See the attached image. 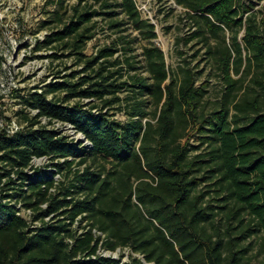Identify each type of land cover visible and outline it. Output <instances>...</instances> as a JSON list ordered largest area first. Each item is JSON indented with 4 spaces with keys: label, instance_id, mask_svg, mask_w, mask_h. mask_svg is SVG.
<instances>
[{
    "label": "trees",
    "instance_id": "1",
    "mask_svg": "<svg viewBox=\"0 0 264 264\" xmlns=\"http://www.w3.org/2000/svg\"><path fill=\"white\" fill-rule=\"evenodd\" d=\"M96 1L100 9L79 0L68 18L53 13L60 24L39 46L52 61L74 57L81 68L31 93L23 123L0 130V264H124V253L99 249L126 246L144 258L131 253L129 264H252L255 248L264 264V8L176 0L225 85L207 114L209 80L199 85L200 70L189 64L171 72L160 46H145L144 69L129 80L116 56L120 44L134 48L126 34L86 54L98 15L118 31L128 22L144 38L157 36L136 0ZM123 110L127 118L116 117ZM56 123L71 124L91 145L70 141ZM42 157L53 173L68 169L69 183L34 167Z\"/></svg>",
    "mask_w": 264,
    "mask_h": 264
},
{
    "label": "rangeland",
    "instance_id": "2",
    "mask_svg": "<svg viewBox=\"0 0 264 264\" xmlns=\"http://www.w3.org/2000/svg\"><path fill=\"white\" fill-rule=\"evenodd\" d=\"M79 0H0V130L4 127L10 130L18 128L23 123L19 111L22 109L30 110L24 103V100L31 93L57 81L64 80L65 74H68L75 68H81L75 65L74 57L64 56L65 61H52L49 54L52 52L48 47H41L40 43L45 40L48 33L52 32L58 24L53 15L60 10L64 18L71 14V6ZM144 18L150 19L156 25L157 36L153 39L144 38L139 30L133 28L130 23L122 26L124 31H118L119 28L113 27L109 18L105 15L96 16L97 25L96 35L88 41L86 54L93 56L98 49L105 45H111L120 38L121 34H126L133 40V50L123 49L128 44H120L119 56L125 76L123 79L129 80V74L136 71H142L145 65L143 55L145 46H160L166 56V60L171 72L181 73L180 67L189 64L196 71L200 70L199 82L209 80L207 91L203 102V110L210 114L217 106L224 95L225 85L221 78L218 63L210 54L207 53V44L202 36H193L197 31L198 25L187 13L188 9L179 5L176 0H136ZM246 4H254L253 11L258 12L264 8V0H241ZM94 4V8L100 9V2L96 0H84V3ZM126 19L123 13L119 17ZM230 32L227 31V41H231ZM217 40L213 39L216 44ZM223 43V41H222ZM126 58H130L136 69L131 68ZM66 65L71 66L66 70ZM116 68V67H115ZM63 69L60 73L59 70ZM66 91L58 92L59 96L65 95ZM116 110H113L115 112ZM202 111V112H204ZM34 113V112H32ZM116 117L126 119L125 111H117ZM46 120H44L45 122ZM193 125V124H192ZM56 127L63 134L68 135L69 140L76 139L80 143L83 136L69 124L56 123ZM191 141L198 143V132L190 128ZM186 140V138H185ZM87 145V142H82ZM50 157L35 158L34 167H42L55 176L57 182L69 180L65 176L68 169L61 173H53L55 167L50 165ZM109 168L113 164L108 162ZM78 167V165L76 166ZM29 172H33L30 170ZM84 224L86 221L83 222ZM76 224L75 226H77ZM103 237L105 235L103 234ZM257 244V243H256ZM258 247V246H257ZM102 252L109 249L102 247ZM121 248V250H118ZM118 247L113 250L117 255L130 259L131 253ZM258 248L249 251L252 264H261L263 255L257 256Z\"/></svg>",
    "mask_w": 264,
    "mask_h": 264
},
{
    "label": "built area",
    "instance_id": "3",
    "mask_svg": "<svg viewBox=\"0 0 264 264\" xmlns=\"http://www.w3.org/2000/svg\"><path fill=\"white\" fill-rule=\"evenodd\" d=\"M69 125H71V124H69ZM17 127H18V126H17ZM71 127H73V126L71 125ZM87 144H88V145H91L89 141H87ZM19 206H20V205H19ZM19 213H20V214L23 213L25 216L30 217V215L32 214V211H31L30 209H24L22 212H19ZM102 250H104V249L101 247V248L99 249V253H101L102 255L113 256V257H117V258L120 257V256L117 255L116 252H114L113 250H108L107 252H104V251L102 252ZM118 250H121V248H119ZM126 250H127L128 254H129V253H133V254H135V255L141 257L142 259H144L142 254L135 252L132 248L126 246V247H124V250H123V251L125 252ZM122 262H123L124 264H129L130 259L124 257Z\"/></svg>",
    "mask_w": 264,
    "mask_h": 264
},
{
    "label": "water",
    "instance_id": "4",
    "mask_svg": "<svg viewBox=\"0 0 264 264\" xmlns=\"http://www.w3.org/2000/svg\"><path fill=\"white\" fill-rule=\"evenodd\" d=\"M81 135H83V134L81 133ZM80 141H82V142H87L88 139L83 135V136L80 138Z\"/></svg>",
    "mask_w": 264,
    "mask_h": 264
}]
</instances>
